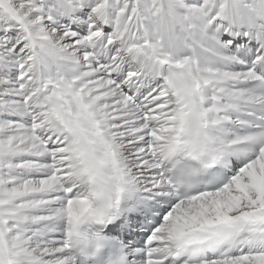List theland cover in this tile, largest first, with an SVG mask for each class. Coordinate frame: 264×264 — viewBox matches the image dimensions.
Returning a JSON list of instances; mask_svg holds the SVG:
<instances>
[{"label": "snow or ice", "instance_id": "1", "mask_svg": "<svg viewBox=\"0 0 264 264\" xmlns=\"http://www.w3.org/2000/svg\"><path fill=\"white\" fill-rule=\"evenodd\" d=\"M0 264H264V0H0Z\"/></svg>", "mask_w": 264, "mask_h": 264}]
</instances>
